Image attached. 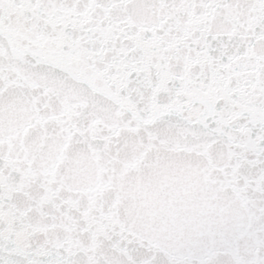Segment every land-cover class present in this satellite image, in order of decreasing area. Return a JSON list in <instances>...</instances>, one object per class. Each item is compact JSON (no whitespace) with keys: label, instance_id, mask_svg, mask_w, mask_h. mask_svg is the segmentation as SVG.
<instances>
[{"label":"snow or ice","instance_id":"1","mask_svg":"<svg viewBox=\"0 0 264 264\" xmlns=\"http://www.w3.org/2000/svg\"><path fill=\"white\" fill-rule=\"evenodd\" d=\"M0 264H264V0H0Z\"/></svg>","mask_w":264,"mask_h":264}]
</instances>
